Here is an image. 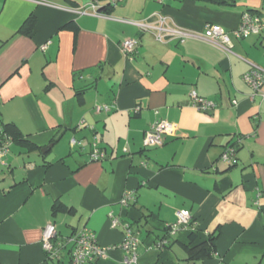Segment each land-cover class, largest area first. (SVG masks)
<instances>
[{
	"label": "crops",
	"instance_id": "crops-1",
	"mask_svg": "<svg viewBox=\"0 0 264 264\" xmlns=\"http://www.w3.org/2000/svg\"><path fill=\"white\" fill-rule=\"evenodd\" d=\"M40 1L0 0V125L22 135L0 167V264H67V248L46 259L48 222L57 239L92 231L108 247L94 264H124L125 225L140 241L132 264H264V97L242 80L264 68V34L232 37L226 52L202 37L160 42L131 23L157 13L195 35L206 23L231 31L246 10L264 22V0H118L106 16L72 11L88 0ZM126 38L139 40L131 57L120 50ZM192 90L215 107L196 109ZM159 119L174 134L144 147ZM72 137L94 140L103 158L91 160ZM233 144L229 166L220 155ZM179 209L196 233L188 226L164 237Z\"/></svg>",
	"mask_w": 264,
	"mask_h": 264
},
{
	"label": "built area",
	"instance_id": "built-area-1",
	"mask_svg": "<svg viewBox=\"0 0 264 264\" xmlns=\"http://www.w3.org/2000/svg\"><path fill=\"white\" fill-rule=\"evenodd\" d=\"M36 2H46L35 0ZM99 0H89L82 6L72 8L76 14H92L94 16H106L107 14L100 11ZM112 5H115L118 0H109ZM135 24L141 31L152 32L155 39L163 42L166 38H176L179 41H183L185 37L195 36L202 37L208 43L217 46L218 48L231 52L232 37L236 39L246 38L251 35L264 34V22L261 20L258 14L251 13L249 11H243L240 15L238 26L231 30L226 31L221 25L215 23H206L201 34L195 35L192 32L184 31L176 26L172 27L167 24V17L160 14H155L153 21L140 20L131 22ZM139 45L137 38H126L120 42L121 52L127 56L135 52ZM242 80L252 89L254 94L259 93L264 97V93L260 88L264 83V68L256 66L251 67L247 72L242 75ZM190 99L192 105L200 111H208L215 107V103L212 100L199 96L194 90L190 92ZM235 102V101H233ZM97 112L107 110L106 105L95 107ZM175 124L167 120H156L143 135L144 147H156L162 146L165 137L173 135L175 131ZM12 144L11 138L3 132L0 127V165L6 166L8 162L6 160L7 155L10 152V146ZM71 145L82 146V140L72 137L70 139ZM89 156L91 160H98L103 158L104 152L97 143L92 140L90 142ZM221 160L227 165H233L237 162L234 146L230 145L224 148L220 155ZM130 198V193L125 192L121 198L123 204H127ZM118 220L116 218L111 219V225L114 226ZM191 213L187 209H179L175 212V221L166 226L167 235H175L181 230H184L188 226H192ZM56 226L53 222H48L42 229L41 246L46 255L50 258H58L60 249L62 246L70 243V261L69 264H94L99 259L106 256L108 247L101 246L95 238L92 231L88 229L80 230L71 236L65 237L62 241H58L54 244L56 239ZM139 239L133 229L130 226H124L123 238L118 245L124 252V264L135 263L138 259ZM167 243L165 238H162L157 243L158 247H163Z\"/></svg>",
	"mask_w": 264,
	"mask_h": 264
},
{
	"label": "trees",
	"instance_id": "trees-1",
	"mask_svg": "<svg viewBox=\"0 0 264 264\" xmlns=\"http://www.w3.org/2000/svg\"><path fill=\"white\" fill-rule=\"evenodd\" d=\"M215 1H225V0H215ZM109 6H112V4L110 3V2H108L106 5H104V6H101L100 8H99V10L100 11H103V12H105L106 13V11H104L105 9H107ZM246 11H249V12H251V13H256V12H254V11H252V10H246ZM33 16H32V14L24 21V23H23V25H22V28H29V27H32V23H33ZM65 27H67V28H70V29H73V30H76V29H78V27H77V24L75 23V22H69V23H67L66 25H65ZM0 127L2 128V130H3V132L4 133H6L10 138H11V140H12V142H20V140H21V133H20V130L17 128V126L15 125V124H13V123H8V124H4V125H0ZM93 138H95V135H93ZM83 141V140H82ZM233 146H236L235 144H233ZM236 148V147H235ZM236 151V150H235ZM236 159H237V157H236ZM236 164V163H235ZM230 166V165H229ZM62 206L61 205H55L54 206V208H53V210L54 211H57V210H59L60 208H61ZM261 209V211H262V213L264 214V207H261L260 208ZM192 224L194 223V221H192L191 222ZM190 232L192 233V235L194 234V233H196V231H197V228H195V226L194 225H192L191 227H190ZM164 231L165 232H167L166 231V227H165V229H164ZM166 234L167 233H165V235H164V237L166 236ZM208 240L211 242V243H213V241H214V236H213V234H208ZM58 241H62V239H57V237H56V239H54V244H57L58 243ZM67 248V252H68V263L67 264H69V261H70V250H71V244H70V246H68V244H66V245H64V246H62L61 247V249H60V253H59V255L62 253V251L64 250V249H66ZM45 256H46V259H48V260H53V258H50L48 255H46L45 254ZM55 260H56V258H55ZM57 260H59V259H57Z\"/></svg>",
	"mask_w": 264,
	"mask_h": 264
},
{
	"label": "rangeland",
	"instance_id": "rangeland-1",
	"mask_svg": "<svg viewBox=\"0 0 264 264\" xmlns=\"http://www.w3.org/2000/svg\"><path fill=\"white\" fill-rule=\"evenodd\" d=\"M88 1H89V0H88ZM84 141H85L84 146H81V147H82V149H83V148L86 149V152H89L90 144H89V143L87 144L85 139H84ZM80 149H81V148H79V147L77 148V147H76V150H75V151L78 152ZM87 149H88V151H87ZM222 162H223V161H222ZM0 167H1V168H7L6 166H1V165H0ZM68 246H70V243H68Z\"/></svg>",
	"mask_w": 264,
	"mask_h": 264
},
{
	"label": "water",
	"instance_id": "water-1",
	"mask_svg": "<svg viewBox=\"0 0 264 264\" xmlns=\"http://www.w3.org/2000/svg\"><path fill=\"white\" fill-rule=\"evenodd\" d=\"M43 151H45V148L43 149Z\"/></svg>",
	"mask_w": 264,
	"mask_h": 264
}]
</instances>
